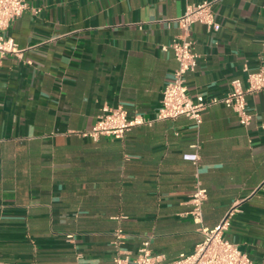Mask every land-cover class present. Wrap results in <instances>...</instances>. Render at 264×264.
<instances>
[{
	"label": "crops",
	"instance_id": "0c3cea01",
	"mask_svg": "<svg viewBox=\"0 0 264 264\" xmlns=\"http://www.w3.org/2000/svg\"><path fill=\"white\" fill-rule=\"evenodd\" d=\"M211 1L218 30L191 25V96H222L243 66L264 67V0H26L4 30L19 54L0 64V264H112L144 240L165 261L191 252L234 207L224 236L264 264V90L248 125L215 104L202 122L154 119L177 62L174 20ZM104 104L154 119L123 139L79 135ZM195 164L185 152L196 149ZM202 223L187 215L197 180Z\"/></svg>",
	"mask_w": 264,
	"mask_h": 264
},
{
	"label": "built area",
	"instance_id": "2783aa9c",
	"mask_svg": "<svg viewBox=\"0 0 264 264\" xmlns=\"http://www.w3.org/2000/svg\"><path fill=\"white\" fill-rule=\"evenodd\" d=\"M27 8L26 0H0V64L9 54L20 53L13 38L6 36L4 30ZM174 20L180 28V33L161 48L172 51L177 66L162 88L160 105L154 119H175L184 116L195 126H199L206 109L215 104H222L235 112L240 124L248 125L252 120V114L247 107V96L264 90V67L250 70L247 65H244L246 84L244 85L240 78H234L230 82L229 90L222 96L205 97L203 94L191 96L188 92L186 74L196 68L199 60V54L192 47L191 25L198 22L208 30H218L220 23L211 1L188 4L183 14ZM154 119L146 118L139 112L129 115L121 104L116 106L104 104L96 121L88 129L77 133L91 140H97L100 136L123 139L133 126L150 124ZM193 146L196 149L183 153L182 157L196 164L199 160L198 144ZM206 198V188L198 179L189 195L190 209L187 212L196 224L202 223V209ZM233 211L234 207H231L223 220L215 227L211 229L201 227L202 239L195 244L193 250L181 253L171 261H165L161 255L153 253L149 240H144L136 255L133 258L130 257L119 248L123 231L117 229L113 240L115 254L112 264H254L245 252L223 234Z\"/></svg>",
	"mask_w": 264,
	"mask_h": 264
}]
</instances>
